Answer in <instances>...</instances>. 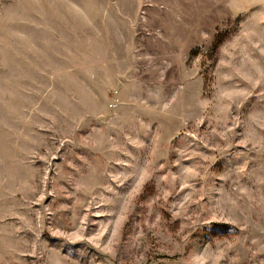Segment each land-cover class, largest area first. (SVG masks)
Segmentation results:
<instances>
[{
	"label": "rangeland",
	"instance_id": "374dc122",
	"mask_svg": "<svg viewBox=\"0 0 264 264\" xmlns=\"http://www.w3.org/2000/svg\"><path fill=\"white\" fill-rule=\"evenodd\" d=\"M0 264H264V0H0Z\"/></svg>",
	"mask_w": 264,
	"mask_h": 264
}]
</instances>
